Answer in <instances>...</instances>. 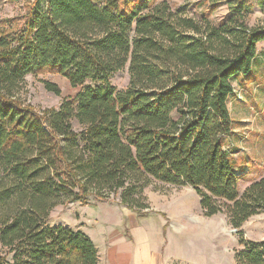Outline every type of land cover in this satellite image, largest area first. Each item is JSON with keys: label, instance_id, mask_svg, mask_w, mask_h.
I'll use <instances>...</instances> for the list:
<instances>
[{"label": "trees", "instance_id": "trees-1", "mask_svg": "<svg viewBox=\"0 0 264 264\" xmlns=\"http://www.w3.org/2000/svg\"><path fill=\"white\" fill-rule=\"evenodd\" d=\"M156 1L32 0L0 20V264H99L92 240L48 225L50 211L118 199L137 212L150 179L192 187L204 215L234 229L264 213V177L240 195L225 149L231 80L251 72L264 27L248 26L247 0L218 25ZM126 66L117 92L110 78ZM42 73L81 89L56 110L24 104L21 82ZM240 244L238 264H264V240Z\"/></svg>", "mask_w": 264, "mask_h": 264}, {"label": "rangeland", "instance_id": "rangeland-1", "mask_svg": "<svg viewBox=\"0 0 264 264\" xmlns=\"http://www.w3.org/2000/svg\"><path fill=\"white\" fill-rule=\"evenodd\" d=\"M31 1L0 0V20L22 16ZM92 1L100 7L103 5V0ZM247 1L252 6L251 11L244 14L248 26L264 27V0ZM161 2L185 17L198 21L206 19L213 25L227 19L237 4L236 0L156 1ZM43 82L54 83L59 95L47 91ZM128 83L127 66L110 78V84L117 92L124 91ZM231 85L233 92L227 100V107L232 120V134L225 149L236 162L239 175L237 189L241 195L251 183L264 177V42L256 45V59L251 72L234 77ZM80 89L81 86L71 87L60 75L42 73L25 76L17 96L24 104L39 110H56L63 100L74 98ZM73 127L79 130L76 123ZM142 198L144 208L137 212L121 206L118 199L106 202L91 199L86 207L78 203L58 205L50 211L46 223L61 224L71 229L99 225L100 221L109 226L115 225L116 212L120 215L125 211L136 219V223L145 224L150 232L157 235L162 243V254L168 258L164 264H238L235 254L242 249L240 238L264 240V213L250 217L239 229H234L226 213L205 216L199 206V198L190 186L150 179L143 186Z\"/></svg>", "mask_w": 264, "mask_h": 264}, {"label": "crops", "instance_id": "crops-1", "mask_svg": "<svg viewBox=\"0 0 264 264\" xmlns=\"http://www.w3.org/2000/svg\"><path fill=\"white\" fill-rule=\"evenodd\" d=\"M114 217L115 225L105 226L100 221L95 226L73 227L92 240L100 255L99 264H164L168 258L162 254V243L149 227L136 223L125 211L120 215L116 212Z\"/></svg>", "mask_w": 264, "mask_h": 264}]
</instances>
